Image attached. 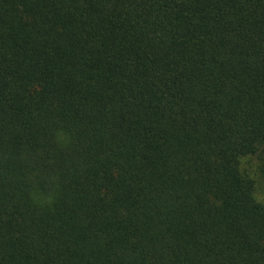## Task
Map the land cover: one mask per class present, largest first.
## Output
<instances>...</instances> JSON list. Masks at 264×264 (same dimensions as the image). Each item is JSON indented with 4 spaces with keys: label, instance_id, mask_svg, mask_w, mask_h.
<instances>
[{
    "label": "trees",
    "instance_id": "1",
    "mask_svg": "<svg viewBox=\"0 0 264 264\" xmlns=\"http://www.w3.org/2000/svg\"><path fill=\"white\" fill-rule=\"evenodd\" d=\"M0 264H264V0H0Z\"/></svg>",
    "mask_w": 264,
    "mask_h": 264
}]
</instances>
